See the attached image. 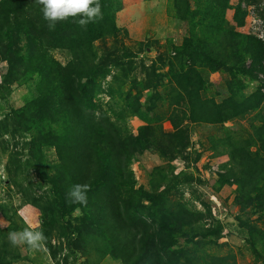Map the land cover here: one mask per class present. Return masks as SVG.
<instances>
[{"label":"rangeland","instance_id":"obj_1","mask_svg":"<svg viewBox=\"0 0 264 264\" xmlns=\"http://www.w3.org/2000/svg\"><path fill=\"white\" fill-rule=\"evenodd\" d=\"M100 3L102 18L87 25L100 33L76 53L90 76L82 79L92 91L88 110L106 115L126 140L158 137L127 162L132 186L145 194L130 214L132 236L143 241L116 245L117 228L98 215L102 189L87 193L86 207L67 202L70 187L81 184L69 150L71 124L80 121L62 114L60 94L49 97L41 77L27 73L29 63L19 61L16 79L9 78V61L0 57V264H264V182L246 196L227 173L231 161L248 158L264 171V59L248 55L245 76L234 69L246 54L242 39L255 38L264 51V0ZM39 20L38 31L48 33L43 12ZM58 24L84 29L72 18ZM52 38L41 37L40 46L62 72L77 61L75 51ZM194 88L205 106L219 108L218 123L189 120L185 94ZM48 97L58 115L36 108ZM247 104L258 106L242 114ZM58 126L64 130L55 138ZM161 195L169 210L183 211L169 229L160 204L151 202ZM29 227L44 232L43 250L10 243V232Z\"/></svg>","mask_w":264,"mask_h":264},{"label":"trees","instance_id":"obj_2","mask_svg":"<svg viewBox=\"0 0 264 264\" xmlns=\"http://www.w3.org/2000/svg\"><path fill=\"white\" fill-rule=\"evenodd\" d=\"M42 7L36 0H0V57L9 61V78L16 79L14 76L17 75L19 61L20 64L23 62L25 64L29 63L30 67L26 64L27 73L31 75V78L33 75L41 77V82L51 92L49 97L60 94L63 105L62 114L74 117L76 121H80V124L76 126L71 124V130L75 132L72 134L74 141L69 144V150H71L75 159L77 157L76 160H78V164L81 167L80 177H72L75 182L87 183L91 189H102V198L106 199V204L99 207L98 215L103 219L105 226L113 228L115 226L117 228V241L119 242H116V245H126L131 239L130 243L137 246L143 239L137 240L132 236L134 221L131 219L130 214L133 216V213L137 212V209L142 206L141 200L144 193L141 190H135L132 186L127 162H130L132 155H135L140 149L146 150L148 147H152L157 142L158 137L155 136V133H151L138 140L136 138H128L126 140L121 131L110 122L106 115L97 116L95 111L91 112L88 110L92 91L87 88L82 79L86 78L87 81H90V76L84 73V69L81 67L83 64L80 59L81 56L76 55V53L80 51L83 39L90 41L97 34V31L98 33L100 31L93 27L94 23L87 26L86 29L69 26L65 30H60V26L57 23L55 30L42 33L36 28L37 23L40 21L39 19L42 17ZM58 30L64 32V34L58 36ZM46 35L53 37L51 41L59 43L58 41L61 40L62 43L58 44L60 47L61 45L63 47L67 45L69 49H73L75 51V60L77 61L71 62L62 72L56 68L49 57L43 53L40 46V38ZM82 35L85 38H82ZM242 41L247 45L244 52L247 55L245 54L244 59L241 60L240 67L237 66L238 68L234 67V69L245 76L247 75V70L244 65L248 55L251 56L254 53H258L260 59H264V51L262 44L255 38L246 37ZM190 43L192 42L190 41ZM254 79L259 78L255 75ZM191 91L193 92H186L185 94L189 95L186 103L189 105L190 111H185V114L189 115V120L198 122L207 118L213 124L218 123L222 115L218 111L219 108H216L217 111L211 110V108L198 100L197 94L199 95L200 91L197 88ZM49 97L39 102L36 107L40 108L38 110L45 114V117L59 114L53 112V110L50 111ZM257 106H249L247 104L245 108L241 109V112L246 114L249 110L256 109ZM171 120L175 129L180 127L179 119ZM53 125L51 124V128ZM58 127L55 138L61 135L63 133L62 130H64L62 127ZM147 130L148 128L142 129L143 132ZM185 131V128H181L179 134H183ZM130 142L134 146L129 151L126 148ZM263 172L258 167L257 161L252 162L250 158L242 162L231 161L229 167H227V173L230 178L244 188L246 196H251L260 190V186L264 182ZM222 177L225 176L222 175ZM161 197L163 196L161 195L151 202L153 207L157 203L160 204L162 213L166 217L165 227L169 229V227L172 228V226L181 222L183 211L175 214L172 208L169 210L166 207V202L168 201L163 197L165 202ZM108 204L109 206H107ZM112 216L116 218L114 221H112L114 219ZM127 218L129 219V226L125 221ZM188 218V226L195 224L196 221L192 219L190 213ZM251 233H254V230L251 229ZM252 240L253 245H256L255 240L253 238ZM259 240L262 242V239L259 238ZM136 246H134V249L137 248ZM141 249V255H147L145 254L146 249Z\"/></svg>","mask_w":264,"mask_h":264},{"label":"clouds","instance_id":"obj_3","mask_svg":"<svg viewBox=\"0 0 264 264\" xmlns=\"http://www.w3.org/2000/svg\"><path fill=\"white\" fill-rule=\"evenodd\" d=\"M42 5L43 18L48 22L49 30H55L56 24L72 18L82 28H87L89 23L102 18L100 0H36ZM90 185L74 184L66 193L69 204L87 206V193ZM75 214H81V208L74 209ZM8 239L13 246L27 245L34 250H43L46 236L42 230L25 228L19 232H10Z\"/></svg>","mask_w":264,"mask_h":264}]
</instances>
